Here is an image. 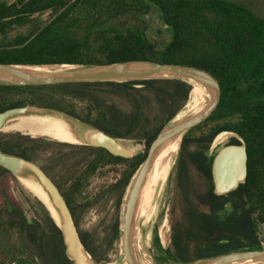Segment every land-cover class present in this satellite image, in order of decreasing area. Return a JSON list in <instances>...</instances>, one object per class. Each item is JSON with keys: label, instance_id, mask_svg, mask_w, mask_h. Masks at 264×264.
<instances>
[{"label": "trees", "instance_id": "1", "mask_svg": "<svg viewBox=\"0 0 264 264\" xmlns=\"http://www.w3.org/2000/svg\"><path fill=\"white\" fill-rule=\"evenodd\" d=\"M153 7L171 32L168 43L160 48L147 36L145 16ZM21 27L24 30L11 33ZM139 59L205 70L221 92L209 116L182 138L176 165L182 218L172 227L166 255L186 263L240 247L261 246L257 224L264 225V0H0V63L104 64ZM189 91L190 86L177 79L0 84V112L26 105L54 108L111 136L135 139L143 145L134 157L122 158L103 148L17 135L10 141L0 139V149L32 161L33 154L47 151L46 147H68L74 157L80 155L79 169L67 193H62L78 226L71 197L88 176L106 166L122 165L118 179L104 192H114L119 207L153 139L184 105ZM221 130L235 131L243 138L247 176L235 190L216 195L212 158L206 151ZM229 143L238 141L232 138ZM190 168L206 180L204 191L192 188ZM7 177L14 179L0 167V264H72L48 210L43 209L41 220L29 219L3 191ZM155 207L152 201L144 222V242ZM109 228L111 243L119 239L117 217ZM79 234L95 260L106 259L98 257L102 245L92 233L79 230ZM138 255L140 263L146 264Z\"/></svg>", "mask_w": 264, "mask_h": 264}, {"label": "water", "instance_id": "2", "mask_svg": "<svg viewBox=\"0 0 264 264\" xmlns=\"http://www.w3.org/2000/svg\"><path fill=\"white\" fill-rule=\"evenodd\" d=\"M147 79H177L190 86L189 100L193 87L203 92L201 107L193 112L179 115L183 106L157 133L147 155L133 173L123 194L119 239L125 264H141L136 246L137 205L145 179L160 153L195 125L205 120L214 110L220 97L216 79L207 71L186 65L157 63L147 59L126 60L104 64H17L0 63V84L47 85L70 82L133 81ZM27 115L51 116L78 126L67 134L85 146L103 148L114 156L132 158L137 152L124 144L123 138L111 136L97 127L82 121L67 112L38 106H19L0 112V130L11 119ZM238 143H229L230 139ZM179 145V149H180ZM206 154L211 157V179L213 193L225 195L243 184L247 176V152L243 138L235 131L221 130L210 140ZM0 167L20 179L32 178L48 197L58 216L55 223L60 229L66 256L72 264H106L95 260L80 238L79 229L71 210L53 180L34 161L10 154L0 149ZM163 255L171 264H264V248L261 246L240 247L215 256L197 258L182 263ZM155 264H158V260ZM105 262V261H104Z\"/></svg>", "mask_w": 264, "mask_h": 264}, {"label": "rangeland", "instance_id": "3", "mask_svg": "<svg viewBox=\"0 0 264 264\" xmlns=\"http://www.w3.org/2000/svg\"><path fill=\"white\" fill-rule=\"evenodd\" d=\"M41 18L45 19L46 14H43ZM145 20L149 26L147 30L148 38L154 42L158 48L168 43L171 38V32L163 23L160 11L153 7L151 12L145 16ZM24 28H16L11 33L22 31ZM199 94V90L193 87L187 104ZM123 107L127 108V105H123ZM74 129H78V126L55 117L27 115L9 120L0 130V139L6 140L10 136L21 135L42 139L44 141L83 145L80 141L78 142L77 139L66 140L55 137L56 135L54 136V132L67 134L68 132L73 133L75 131ZM123 142L126 146L136 150L137 154L143 149L141 141L126 139L123 140ZM46 150L47 151H43V153L33 154V157L39 165L48 170L53 182L58 185L61 191L67 193L73 176L76 175L79 169L78 160L80 155L75 154L76 156L74 157V153L68 147H63L60 150L55 147H46ZM56 150H58V152L55 156ZM68 152H70L68 156H64L63 158L57 157L58 154L61 156L60 153ZM50 153L54 154L55 157H52L53 159L49 157L48 154ZM178 155L179 149L167 180L162 190L158 193L154 217L146 230L145 251L153 259L158 260V264H171L163 255L162 251L170 244L172 225L181 218L180 207H182V199L176 179ZM122 169V165L106 166L98 169L96 173L88 176L86 181L85 179L83 180V182L85 181V185L71 197L79 217L78 229L92 233L96 243L102 245L97 253L100 259L106 258L102 261L106 264H125L122 256L120 239L113 240L110 243L111 234L109 228L116 217L118 218L120 226L123 197L120 206L117 207L115 204V193H104L106 187L118 179ZM189 176L194 191L202 192L206 189V180L195 169H189ZM2 183L3 191L11 197L12 204L21 208L29 219L41 220L43 209L46 208L49 214L58 221V216L53 210L48 197L34 179L27 178L25 182L20 178L14 177V179H12L7 177ZM27 183H30L31 186ZM26 184L29 187H27ZM86 205H88V207H85ZM257 225V233L261 240V247L264 248V225Z\"/></svg>", "mask_w": 264, "mask_h": 264}, {"label": "bare ground", "instance_id": "4", "mask_svg": "<svg viewBox=\"0 0 264 264\" xmlns=\"http://www.w3.org/2000/svg\"><path fill=\"white\" fill-rule=\"evenodd\" d=\"M194 87L199 90L200 94L197 97H195L188 104L186 103L184 108H182L181 112L179 113L178 117L180 115L196 111L201 107V104L203 101V92L199 86L195 85ZM54 136L60 137L62 139H66V140H69V139L74 140V138H71L66 133L62 134V133L54 132ZM179 145H180V138H178L174 142L170 143L160 153V155L157 157V159L153 163V169L151 168L153 170L152 175H151L149 181L147 180L148 182H146V179H145L144 186H143L141 193H140V197H139V201H138V205H137L136 243H137L139 254L141 255L143 261L146 264H155L156 263L155 260L151 256H149L147 254V252L145 251L146 247H145V242H144L143 231H144V222H145L146 214L148 213V210L150 208L152 201L154 200L156 203L158 193L162 190V187L164 186V184L167 180V177H168V174H169L170 169L172 167V164L176 158V155H177V152L179 149ZM178 162H179V160H178ZM21 180L26 182V179H21ZM27 184L30 185V183H27ZM27 184H26V186H27ZM27 187H29V186H27ZM36 192H38V191H36Z\"/></svg>", "mask_w": 264, "mask_h": 264}, {"label": "flooded vegetation", "instance_id": "5", "mask_svg": "<svg viewBox=\"0 0 264 264\" xmlns=\"http://www.w3.org/2000/svg\"><path fill=\"white\" fill-rule=\"evenodd\" d=\"M7 141H10L11 140V136L9 137V138H7L6 139ZM58 143V142H57ZM81 146H85V145H81ZM38 153V152H37ZM34 162L39 166V167H41L42 169H43V171L50 177V174L48 173V170L45 168V167H43V166H41V165H39L35 160H34ZM153 171V170H152ZM151 175H152V173H151ZM51 178V177H50ZM52 179V178H51ZM55 183V182H54ZM56 184V183H55ZM59 188V187H58ZM59 190L61 191V189L59 188ZM61 193H63L62 191H61ZM179 193H180V196H181V199L183 198V196H182V193H181V191L179 190ZM154 201V200H153ZM183 201V200H182ZM155 202V201H154ZM181 206H183V202H181ZM181 208V218H182V207H180ZM181 218L179 219V221L181 220ZM178 221V222H179ZM174 225V224H173ZM173 225H172V227H173ZM172 227H171V234H170V240H171V235H172ZM170 245V244H169ZM168 245V246H169ZM168 246H166V248L168 247Z\"/></svg>", "mask_w": 264, "mask_h": 264}]
</instances>
